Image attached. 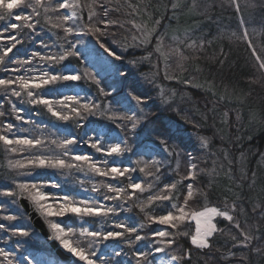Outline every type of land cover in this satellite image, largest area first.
Here are the masks:
<instances>
[{
	"label": "trees",
	"instance_id": "trees-1",
	"mask_svg": "<svg viewBox=\"0 0 264 264\" xmlns=\"http://www.w3.org/2000/svg\"><path fill=\"white\" fill-rule=\"evenodd\" d=\"M76 2L79 6L78 19L73 25L62 19L63 11L58 7L60 0H40L38 5L36 0H23L11 10V15L7 9H0V16L4 17L0 19V57H4L5 48L13 43L9 37L16 36L21 41L0 61V79L30 76L35 71L44 70L50 82L41 89L29 87L28 90L37 99L48 100L52 111L58 113L53 116L48 111V105L32 104V97H28L18 84H13L6 91L4 86H0V112L4 113L0 116V135L18 139L10 135L6 128L7 124H12L21 129L23 136L19 138L40 141V144L31 146L5 145L0 141V193H14L13 196L0 195V224L4 225L0 229V245L12 248L13 264H28L29 257L38 251L54 257L19 208L18 196L30 197L42 193L45 199L41 203H49L55 213L65 203L62 199L64 196L72 198L75 206L84 207L77 199L81 188L93 191L96 197L87 206L96 208L98 202L104 201V207H99L100 215L65 212L64 215L42 216L49 224L59 223L64 227L70 243L74 247H82L85 255L95 260L96 264L104 261L99 254L106 247L109 250L117 247V252L121 253L108 258L107 263L112 264H136L133 252H148L147 263L154 264L157 247L170 256L181 257L177 260L180 264H264V222L259 219L261 222L256 224L258 219L254 216L258 209L252 205L255 199L259 206H264V175L257 170V158L264 150V74L248 44L244 40L242 43H232L225 38L217 43L205 41L199 47L181 51L167 47L170 56L162 60L161 55L155 52L158 44L156 32L163 31L166 26L176 29L178 26L184 28L204 23V15L193 14L187 3L180 5L179 10L173 9V0ZM226 11L233 12L230 9ZM262 13L264 16V9ZM17 15H31L27 23L34 27L27 28L24 21L14 19ZM13 21L18 25L16 29L10 27ZM136 25L142 26L143 33L147 34V37H141L139 43L132 35ZM74 26L81 31L74 29ZM68 28L72 31L66 32ZM95 28L101 32L94 33L92 29ZM82 31L96 46L115 55L117 77L113 80L118 84L116 90L108 76L96 72L72 46L78 36L76 34ZM262 38L264 40V26ZM163 40L168 43V38ZM262 45L264 47V42ZM68 51L73 54L58 60ZM34 52L38 54L35 57L32 56ZM152 53L160 61L157 67L153 64ZM49 55L57 57V60L41 59ZM66 66H73L75 75L80 79L58 78L52 81V76L63 75L61 72ZM64 85L76 87L82 95L74 97L75 100H60L58 92ZM158 87L165 92L163 95L158 94ZM13 89L21 91V96L12 95ZM123 93L137 102L136 118L132 116V120L137 121L134 122L135 128L132 120L128 119L131 115L121 106L120 96ZM85 103L90 105L91 111L83 109ZM73 106L80 110L79 116L71 110ZM228 113H231L229 118ZM251 114L256 117L257 125L248 123ZM17 115L21 119L17 120ZM59 115H67L69 119H60ZM236 116L242 117L243 123L235 122ZM90 125L104 128V139L111 131L120 133L122 141L118 156L121 159L118 162L123 175L109 172L108 163H96L102 160V156L109 158V155H104L106 149L100 144L97 145L100 151L91 146L93 138L85 145L80 142ZM253 126L256 129L252 130ZM202 138L207 141L206 147L202 146ZM65 139L75 142L64 145ZM148 146L153 151L150 156L143 153ZM224 150H228L232 157L241 152L247 155L246 181L238 187L237 193L234 192L235 197L231 200H235L246 221L253 222L252 245L234 247L236 242L232 238L237 236L236 230L222 221L217 223L220 232L209 239L208 248L191 244L194 226L186 221L181 223L182 226H164L162 231L168 233L165 237L154 235L158 225L150 217L164 216L169 212L174 214L184 204L190 182L198 186L200 195L191 196L185 202L186 211L200 210L205 205L230 198L229 190L233 185L227 181L219 164ZM75 151L85 154L90 160L76 161ZM110 157L116 158L114 155ZM189 157L201 170L198 180L185 179ZM38 158L44 159V165H40ZM57 160H64L66 166H52ZM91 164L108 175L93 171ZM51 176L56 184L51 182ZM254 176L257 178L254 179ZM130 183H138L141 188L133 190L129 187ZM173 184L175 188L171 187ZM19 185H25L27 190ZM110 187L123 191H109ZM157 195H167L169 199H149ZM106 196L112 199H105ZM108 209L113 211L108 212ZM8 216L15 219L8 220ZM80 218L95 227L100 226L101 233L112 230L122 232L124 236L108 240H104L103 235L84 236L77 226ZM116 224L134 227L136 233L129 236L124 228H116ZM69 228L72 229L70 233L67 232ZM242 229L245 231L244 227ZM14 231H23L27 235H13ZM136 234L143 239L135 241ZM128 239L133 241L131 247L126 242ZM168 241L173 243L169 245ZM92 252H95L94 256ZM17 256L25 262L18 261ZM0 264H4L3 259H0Z\"/></svg>",
	"mask_w": 264,
	"mask_h": 264
},
{
	"label": "rangeland",
	"instance_id": "rangeland-1",
	"mask_svg": "<svg viewBox=\"0 0 264 264\" xmlns=\"http://www.w3.org/2000/svg\"><path fill=\"white\" fill-rule=\"evenodd\" d=\"M89 1V0H88ZM8 2H13V0H10ZM64 0H60V3H63ZM184 3H187L189 6V9L192 11L193 14L196 16H205L204 23H195L191 24L188 27L180 28L179 26L175 28H168L169 26H166V29L164 28L163 31L156 32V39H157V46L155 48V52L159 53L160 59L165 60L167 57L169 58L170 53L167 51V47H171V50L177 49L178 51H181L182 49H187V48H194L192 45H195V47H199L203 44V42H212V43H217L220 40H223L225 38L229 39L232 43H242L244 40L247 44L249 49L254 53L255 59L259 63L258 65L262 62H264V47H263V38H262V28L264 26V16L262 13V9H264V0H173L171 3V6L173 4H176V10H179L181 7L180 5H183ZM68 4H70L72 7L71 8H66L62 9L63 14L67 15L69 17L68 21L74 24L75 21L78 19V10L79 6L76 0H68ZM88 9L91 11V6L88 5ZM213 9H215L214 12ZM227 10L233 11L232 13ZM226 11V12H225ZM209 12V13H208ZM210 12H212L214 15H212ZM262 14V15H261ZM16 17V16H15ZM14 17V19H15ZM12 23H15L13 21ZM10 23V27L11 24ZM205 24H207V27H205ZM74 29H77V27H73ZM135 31H133V38L138 41H141L142 38L147 37V34H144V29L142 26L136 25L135 26ZM77 31H81L78 30ZM78 35L76 37V41L73 43V47L75 48L76 52L79 53L80 55L83 56L85 61L90 65L96 72H98L101 76H108V80L112 81V86H114V89L118 87V84H115L113 80L116 76L115 73V55H110L108 51L103 50L102 48L96 46V44L87 36L86 32H78ZM142 37V38H141ZM163 38H168V43L163 40ZM237 45V44H235ZM180 46H184V48H181ZM153 55L151 56L153 59V64L154 66L157 67L160 65V61L157 58L155 53H152ZM167 61V60H166ZM261 69V68H260ZM162 71V70H161ZM261 71L264 74V69H261ZM63 75H75V68L73 66H66L64 69H62ZM29 80V84L31 87L32 83H37L36 81H39L40 79H46L45 71H35L34 74L30 76H25ZM158 77V75H156ZM116 82V81H115ZM161 91V92H160ZM165 92L161 90L160 87H158V94L163 95ZM59 99L63 100L65 97H76L82 95L80 90L77 89L76 87L64 85L58 92ZM39 99H44V98H39ZM121 100V106L127 111L131 117H135V112H136V106L137 102H135L134 99H132L128 94H121L120 96ZM232 111V106H229ZM231 111V112H232ZM228 112V111H227ZM231 113L227 114V118L230 117ZM242 117L239 118V116L235 117V122L240 121L243 123ZM249 122L252 125H257L258 122H256V117L251 114L250 117H248ZM136 123V120H132V123ZM256 129V126H253L254 130ZM86 136L82 142V144H87L88 140L93 138L92 143H96L97 145H102L106 150L104 155L108 156L109 158L101 157L102 160H97L96 163H103L107 164L110 166L109 172H111V168L116 167L119 169L120 162L118 160L121 159L119 153H109V149L113 146H115L117 143H121V135L118 131H111L110 134H108L105 139V131L104 128H100L98 125H90L86 128L85 132ZM13 137L19 138L22 137L23 134L21 132V129L18 126H14L10 133ZM104 139V140H103ZM101 146V147H102ZM236 152V150H234ZM81 152H74V157L77 155H85V154H80ZM143 153L146 155L150 156L152 155L153 151L151 146L145 147L143 149ZM114 155L116 158H112L110 156ZM118 156V157H117ZM120 158V159H119ZM188 170H187V175L185 176V179H193L189 177V172H193L195 174V179L198 180V174L201 173V170L198 169V167L191 168L192 164H195L194 159L192 160L191 157L188 158ZM247 155L244 152L239 153L238 155H230V152L228 150H224L222 154V160L219 161V164L223 168L224 171V176L226 177L227 181L232 185V189L230 188V194H229V199H223L221 202L217 203H211L208 205H205L203 208L200 210H189L186 211L185 208V202L182 206H180L174 214H172L173 217H177L181 215L180 209H183V219L177 221L175 219L169 220L168 223L166 224H160L157 220H155L156 224L158 225V231H162L164 226L166 225H172V224H178V226H182L181 223L183 221L192 223L194 226V232L190 236V242L193 246L200 248L198 245L192 243V237L193 236H198V228L200 229L201 232L205 231L207 227L209 226V222L212 225H215L217 231L213 232V235L216 233L220 232V229H218L217 223L222 221V223L227 224L229 227L233 228L236 230V237H233L232 240L236 242L234 247H247L252 245L253 243V222L246 221V217L243 214L242 210L237 207V205L234 203L235 200H231L233 197H235L234 192L239 190L238 187H241L242 183L246 181L245 173L247 171ZM217 164V163H216ZM127 165V164H126ZM196 165V164H195ZM127 168V166H125ZM262 171V175H264V150L260 154V156L257 158V170ZM112 173V172H111ZM257 178L254 176V179ZM51 182L53 184H56V180L53 176L50 178ZM256 181V180H255ZM188 184L193 185V195L194 197H198L200 195L198 186L190 182ZM187 184V186H188ZM252 185V184H251ZM261 189V188H260ZM37 193V191L35 190ZM94 192L86 189V188H81L78 193H77V199L79 202L81 201H87L88 204H91L94 202V199L96 197L93 194ZM187 193H188V187H187ZM239 193V192H238ZM42 194V193H40ZM234 194V195H233ZM43 195V194H42ZM33 196H36L35 194ZM33 196L28 197L34 206L38 209L41 214L43 213L40 208L37 206V204L34 202L32 199ZM191 199V197L189 198ZM188 199V200H189ZM236 199V198H235ZM44 199H42L43 201ZM231 200V201H230ZM41 203V200H40ZM202 203H205L202 201ZM42 204V203H41ZM60 204V202H59ZM194 204L196 202L194 201ZM45 207L50 206L49 203L44 204ZM104 201L98 202V206L96 207L99 209V207H104ZM252 205L256 207L257 212H256V219H258L257 223H260V220H263L264 222V206L260 205L258 203V200L256 201L255 199L252 201ZM215 209L216 211H212ZM49 211H52L50 208H48ZM18 211V210H16ZM226 211L228 215L232 216L233 219L230 221L227 219L225 216H221L218 213ZM53 212V211H52ZM203 213V216H200L198 214ZM168 214H165L164 216H167ZM260 219V220H259ZM257 221V220H256ZM51 227V224H49ZM244 227L245 231L242 229ZM78 230L80 234L82 233L83 229H88L89 231H100L101 227L95 225H91L88 222H86L83 218L78 219L77 222ZM54 238H55V233L54 230L51 228ZM66 232V231H65ZM86 233H84L85 236ZM212 235V236H213ZM211 237H205V240L208 242ZM250 237V239H245V237ZM63 238L68 239L67 235L64 236ZM69 240V239H68ZM58 241V240H57ZM70 241V240H69ZM60 247L66 252L67 254L71 255L75 261H77V264H86L85 261L79 260L78 257L74 256L72 253L68 252L67 249L63 248V246L60 244L58 241ZM0 249H3L9 253L13 252L12 248L1 246ZM106 250H103L99 254L100 259H104V261H108V258L113 257V255L117 252L118 248L113 247L112 249H108V247L105 248ZM155 253V259H154V264H180L177 261H173L171 258L172 256L168 255V253L164 251H154ZM11 255H14L13 253ZM29 257V256H28ZM90 258V257H89ZM0 259H3V257H0ZM11 259V256H10ZM16 259L20 262H25V260L17 256ZM92 259V258H90ZM27 260V259H26ZM93 260V259H92ZM94 264H96L95 260ZM28 264H63L59 260L55 259V257H51L47 255L46 253H43L41 251H38L36 255L33 257H29V260H27ZM75 264V263H74ZM107 264H112V263H107ZM149 264V263H147Z\"/></svg>",
	"mask_w": 264,
	"mask_h": 264
},
{
	"label": "snow or ice",
	"instance_id": "snow-or-ice-1",
	"mask_svg": "<svg viewBox=\"0 0 264 264\" xmlns=\"http://www.w3.org/2000/svg\"><path fill=\"white\" fill-rule=\"evenodd\" d=\"M22 2H23V0H13V2H7V0H0V9H7L8 10V14L11 15V10L16 8V7H18ZM57 2H58V0H57ZM39 3H40V0H36V4L38 5ZM58 7L60 9H66V8H71L72 6L70 4H68V0H64L63 3H58ZM176 7H177V5L173 4V9H175ZM31 18H32L31 15H28V16L17 15L15 17V19L17 21H24L25 22V26L27 28H30V29L34 27L33 24L27 23L28 21L31 20ZM0 19H4V17L0 16ZM62 19L63 20H68L69 17L67 15H63ZM56 26L58 27L60 25H56ZM17 27H18L17 24H15V23L11 24V28L12 29H16ZM65 31L66 32H71L72 29L68 28V29H65ZM92 31L94 33L101 32V30L99 28L92 29ZM9 39L13 43L11 44L10 47H6L5 48L4 57H7L8 53L12 52V50L16 47V45L21 42L19 39H17L16 36H11V37H9ZM72 46H74V45H72ZM192 47H195V45H192ZM72 54L73 53L70 52V51L65 52L64 55H60L58 57V60H63L65 58V55H72ZM109 54L112 55V53H109ZM37 55L38 54L35 53V52L32 53L33 57H35ZM4 57H0V61H3ZM116 58L119 59V57H116ZM41 59L42 60H48V61H54V60H57V57L49 55V56H46V57H41ZM260 68L264 69V62H262L260 64ZM10 71H18V69H10ZM45 75H47V74H45ZM58 78L59 79H63V80H78V79H80V76H77V75H67V76L62 75L60 77L52 76L51 80L55 81ZM49 82H50L49 79H41V81L38 82V83H32L31 87L34 88V89H41L43 87V85H46ZM13 84H18L20 89H22V90L27 92V96L28 97H32V99L30 100V102L32 104L48 105V111L52 112L53 116H57L58 115L57 112L52 111V107H51L50 102L48 100H46V99H37L36 97H34L33 92L28 90L29 87H30V84H29V80L26 77L17 76L15 79H12V78L0 79V86H4L5 91L7 90L8 87L12 86ZM11 94L14 95V96L20 97L21 96V91H17L15 89H13ZM37 95H42V93H38ZM65 99H67V100H75L74 97H65ZM82 107H83V109L85 111H91L90 105L87 104V103L82 105ZM92 107H95V105H92ZM71 110L74 113H76L77 116L80 115V110L77 109L75 106H73V108ZM2 115H4V113L0 112V116H2ZM16 118H17V120L21 119V117L19 115H17ZM59 118L63 119V120H68L69 119V117L67 115H59ZM128 119L132 120L133 118L132 117H128ZM135 127H136V124L133 123V128H135ZM6 128H7V130L11 131V129L13 128V125L12 124H7ZM0 141H3V143L5 145L16 144V145H30L31 146V145H34V144H40L39 140H32V139H27V138L9 139L7 136H4V135H0ZM74 142H75L74 140L65 139L63 141V144L64 145H71ZM91 146L93 148H95L97 151H100V148L97 147L96 143H93ZM202 146H205V147L207 146V141L203 140V138H202ZM12 150L14 151L15 149H12ZM120 151H121V148H120V144L119 143H117L115 146H113V147H111L109 149V153L110 154L111 153H119ZM38 159H39L40 165H44V163H45L44 159L43 158H38ZM74 159L76 161H89L90 157L85 156V155H77V156L74 157ZM57 165L61 166V167L66 166L64 160H57L55 162V164L52 165V166H57ZM67 166L71 167V165H67ZM90 166L93 169V171L99 173L100 175H108L107 172H101L100 169L97 168L95 164H91ZM195 167H196L195 164L191 165V168H195ZM110 171L112 173L117 174V175H123L124 174L123 172H121L116 167L111 168ZM124 171H127V169H125ZM141 171L143 172L144 169H141ZM188 175H189V177H191L193 179L195 178V174L193 172H191V171L189 172ZM19 187L24 189V190H27L25 185H19ZM32 187L35 188L36 185H32ZM129 187L132 188L133 190H135V189H140L141 185L138 184V183H130ZM171 187L175 188L176 185L173 184ZM187 187H188V193H187V196L185 197L186 201L194 194L193 193V185L192 184H188ZM109 191H116L117 193H120V192L123 191V189H120V188L113 189V188L110 187ZM0 195L13 196L14 193L13 192H3V193H0ZM32 199L37 204V206L40 208V210L43 213H45L46 215H49V216H51L53 214H55V215H64L65 212H72V213L82 214V215H86V216H93V215H100L101 214V210L100 209H97L95 207L87 206L88 205L87 201H81L80 202L82 205H85L84 207L75 206V204L72 202V198H70L68 196H64L62 198L63 201H65V203H63L60 206L59 210H57L55 213H53L52 211L48 210V208H50L51 206L45 207L43 204L40 203V200L45 199V197L42 194L37 193L36 196L32 197ZM105 199H112V197H107L106 196ZM149 199L150 200L156 199V200L163 201V200H168L169 197L167 195H157L155 197H149ZM173 207H177V206L173 205ZM111 211H113V210L112 209H108V212H111ZM212 211H216V210L213 209ZM180 212H181V215L177 216V217H173L172 213L169 212L167 216L150 217V219L157 220L160 224H166L171 219H175V220L179 221V220L183 219V209H180ZM218 214L221 215V216L227 217V219L230 220V221L233 219V217L228 215V213L226 211H222V212H220ZM198 215L203 216L204 214L200 213ZM6 219L14 220L15 217L8 216V217H6ZM171 226L172 227H176L175 224H172ZM115 227L116 228H124L125 232H127L129 234V236H131L132 234L136 233V228H134V227H125L122 224H116ZM3 228H4V225L0 224V229H3ZM51 228L54 230L55 239L60 242V244L63 246V248L67 249L68 252H70L74 256L78 257L79 260L85 261L86 264H94V261L92 259H90L88 256L85 255V250L82 247H79V246H75L74 247L70 243V241L68 239L63 238L64 236L67 235V233L65 232V228L64 227H61V225L59 223H52L51 224ZM197 231H198V236H193L192 237V243L198 245L200 248H208L209 244L205 240V237H211L213 235V232L217 231L215 225H212L209 222V226L207 227V229L205 231L201 232L199 228H198ZM67 232L68 233L72 232V229L69 228L67 230ZM84 233H86L87 236H89V237H100L101 235H103V239L104 240H108L110 238H123V236H124V233L119 232V231L108 230V231H106L104 233H101L99 231H89L86 228L83 229L81 234L83 235ZM12 234L13 235H21V236L27 235V233L23 232V231H19V232L14 231ZM154 235L159 236V237H165L166 235H168V233H166L164 231H157ZM142 239H143V237H141L140 235H138V234L135 235V241H140ZM245 239L246 240L250 239V237L246 236ZM126 242L128 243L129 247H131L132 244H133V241L131 239H128ZM172 243H173V241H168L169 245H171ZM89 247L90 248L92 247L91 243L89 244ZM155 250L157 252L162 251L159 247H157ZM91 255L94 256L95 252H92ZM115 255L119 256V255H121V253L120 252H116ZM10 256H12L11 253H9V252H7V251H5L3 249H0V257H3L4 264H13V260L10 259ZM133 256L136 258V264H142V262H143V264H147L148 252H133ZM171 259L173 261H177V260L181 259V257H177V256L173 255ZM101 264H107V262L106 261H101Z\"/></svg>",
	"mask_w": 264,
	"mask_h": 264
},
{
	"label": "water",
	"instance_id": "water-1",
	"mask_svg": "<svg viewBox=\"0 0 264 264\" xmlns=\"http://www.w3.org/2000/svg\"><path fill=\"white\" fill-rule=\"evenodd\" d=\"M17 203L26 215L31 228L39 233L41 238H43L48 247L53 251L57 259L63 264H73V257L65 253L64 250L60 247V245L54 238L51 227L47 224L43 217H41L40 213L35 208L33 203L24 196H18Z\"/></svg>",
	"mask_w": 264,
	"mask_h": 264
}]
</instances>
